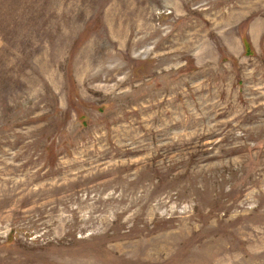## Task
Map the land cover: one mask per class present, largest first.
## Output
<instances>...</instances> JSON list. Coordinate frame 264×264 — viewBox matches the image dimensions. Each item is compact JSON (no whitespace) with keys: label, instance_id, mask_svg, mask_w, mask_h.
I'll return each mask as SVG.
<instances>
[{"label":"rangeland","instance_id":"1","mask_svg":"<svg viewBox=\"0 0 264 264\" xmlns=\"http://www.w3.org/2000/svg\"><path fill=\"white\" fill-rule=\"evenodd\" d=\"M0 264H264V0H0Z\"/></svg>","mask_w":264,"mask_h":264},{"label":"trees","instance_id":"2","mask_svg":"<svg viewBox=\"0 0 264 264\" xmlns=\"http://www.w3.org/2000/svg\"><path fill=\"white\" fill-rule=\"evenodd\" d=\"M247 45V44H246ZM247 47V49L250 51V49H249V47L248 46H246Z\"/></svg>","mask_w":264,"mask_h":264},{"label":"bare ground","instance_id":"3","mask_svg":"<svg viewBox=\"0 0 264 264\" xmlns=\"http://www.w3.org/2000/svg\"><path fill=\"white\" fill-rule=\"evenodd\" d=\"M158 249H160V248H158ZM215 259V258H214Z\"/></svg>","mask_w":264,"mask_h":264}]
</instances>
